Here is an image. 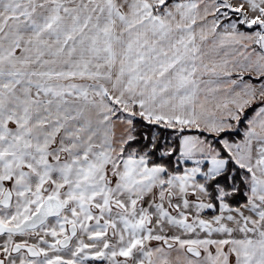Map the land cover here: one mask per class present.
<instances>
[{
	"label": "snow or ice",
	"instance_id": "6c2138e0",
	"mask_svg": "<svg viewBox=\"0 0 264 264\" xmlns=\"http://www.w3.org/2000/svg\"><path fill=\"white\" fill-rule=\"evenodd\" d=\"M0 264H264V0H0Z\"/></svg>",
	"mask_w": 264,
	"mask_h": 264
},
{
	"label": "trees",
	"instance_id": "16d2710c",
	"mask_svg": "<svg viewBox=\"0 0 264 264\" xmlns=\"http://www.w3.org/2000/svg\"><path fill=\"white\" fill-rule=\"evenodd\" d=\"M250 113H251V111H249V112L247 113V115H249ZM240 127H241V128H244V127H245V124L242 123V124L240 125Z\"/></svg>",
	"mask_w": 264,
	"mask_h": 264
},
{
	"label": "crops",
	"instance_id": "0c3cea01",
	"mask_svg": "<svg viewBox=\"0 0 264 264\" xmlns=\"http://www.w3.org/2000/svg\"><path fill=\"white\" fill-rule=\"evenodd\" d=\"M252 114H253V113H252V111H251V113H250L248 116L250 117V116H252Z\"/></svg>",
	"mask_w": 264,
	"mask_h": 264
},
{
	"label": "rangeland",
	"instance_id": "374dc122",
	"mask_svg": "<svg viewBox=\"0 0 264 264\" xmlns=\"http://www.w3.org/2000/svg\"><path fill=\"white\" fill-rule=\"evenodd\" d=\"M243 128H241V130H242Z\"/></svg>",
	"mask_w": 264,
	"mask_h": 264
}]
</instances>
